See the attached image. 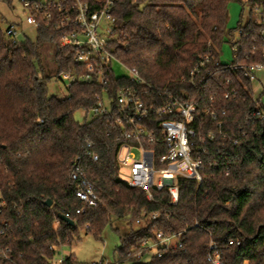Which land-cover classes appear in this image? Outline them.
I'll return each mask as SVG.
<instances>
[{
  "label": "trees",
  "instance_id": "16d2710c",
  "mask_svg": "<svg viewBox=\"0 0 264 264\" xmlns=\"http://www.w3.org/2000/svg\"><path fill=\"white\" fill-rule=\"evenodd\" d=\"M231 1L116 0L112 8L115 55L146 81L167 86L216 115H205L200 129L214 135L201 152L203 181L178 177L177 203L170 202L167 189L153 190L149 200L145 191L120 179L116 152L121 131L115 113L76 121L77 111L87 115L97 105L105 86L76 81L67 86L66 97L49 93L51 77L85 71L73 61L75 48L61 45L74 27L55 25L57 10L52 9L50 20L38 16L34 39L26 36L12 44L0 28V191L8 203L4 218L14 230L2 244L22 255L20 264H52L56 248L70 245L80 230L101 238L114 221L130 225L114 250L123 264H209L210 240L220 245L224 264H264V103L262 96L254 98L244 70L231 69L262 59L264 18L256 13L264 12V0H241V20L227 30ZM236 32L234 59L222 63L223 42ZM205 55L211 58L194 87L189 73ZM107 80L111 97L119 87L134 84L111 70ZM233 136L239 137L238 145L232 144ZM91 152L99 160H92ZM76 161L98 195L96 206H84L75 195L71 174ZM154 212L158 217L149 218ZM139 218L143 223L132 227ZM157 231H185L183 247L148 261L135 257L141 243ZM73 262V254L65 256V264Z\"/></svg>",
  "mask_w": 264,
  "mask_h": 264
},
{
  "label": "built area",
  "instance_id": "2783aa9c",
  "mask_svg": "<svg viewBox=\"0 0 264 264\" xmlns=\"http://www.w3.org/2000/svg\"><path fill=\"white\" fill-rule=\"evenodd\" d=\"M21 2L27 11L25 22L35 29L41 24L38 18L40 14L44 19L53 18L52 9L59 12L55 25L74 27L63 37L61 45H72L75 48L73 61L76 65L84 67L85 71L80 74L65 72L58 76L67 86L76 81H98L105 86L103 93L96 96L97 105L89 112L96 116L113 113L117 115L115 124L120 128L121 142L116 158L120 172L128 173V179L123 181H126L129 187L145 191L149 200L153 197V190L167 189L170 202L177 203L180 192L178 177L198 183L203 181L205 161L201 152H205L207 140L213 139L214 135L211 132L203 134L200 129L204 124L205 115L211 114L213 119H216V115L209 108L201 111L197 103L176 96L167 86L159 87L146 81L136 67L127 66L115 55L111 41L116 32V19L112 14L116 0H94L92 4L87 0H21ZM4 33L9 42L16 44L21 41L19 36L23 30L18 28L17 24L11 23L5 28ZM260 53L262 58L260 61L233 65L231 69H243L246 78L252 83L257 82L258 74L264 72V46L261 47ZM210 58V55H205L190 71L188 80L192 86H197L195 78ZM113 61L129 72L128 75L120 77L127 78L134 84L119 87L115 96L111 97L106 89L107 72L111 70L119 77L113 69ZM215 65H219V61H216ZM225 97H228V94H225ZM257 114L261 115V112L258 111ZM221 126L222 122L219 121L218 127ZM226 136L224 133L223 138ZM231 142L238 145L239 137L233 136ZM90 156L94 161L99 160L98 153L91 152ZM208 164L212 165L210 162ZM214 166L219 165L215 162ZM71 177L75 183V195L80 202L84 206H96L98 195L78 161L74 165ZM7 207L8 203L0 191V264H20L18 260L22 255L2 244L14 231L10 221L4 218ZM157 217L158 212L149 215L151 219ZM136 223L141 224L143 220L139 218ZM184 232L166 234L157 231L155 238L145 239L141 243L134 256L148 261L182 248ZM233 243L234 240L229 241V244ZM61 247L60 245L56 248L52 264H65V255L57 257ZM206 258L209 264H224L221 247L214 240H210L207 245ZM71 264L123 263L114 259Z\"/></svg>",
  "mask_w": 264,
  "mask_h": 264
},
{
  "label": "rangeland",
  "instance_id": "374dc122",
  "mask_svg": "<svg viewBox=\"0 0 264 264\" xmlns=\"http://www.w3.org/2000/svg\"><path fill=\"white\" fill-rule=\"evenodd\" d=\"M10 1V3L8 2ZM246 1V0H242ZM243 5L241 0H233L229 4V18L227 21V30L234 29L238 26L239 21L241 20V11ZM248 12V7L245 8V13ZM258 19L264 18V12L256 13ZM27 15L26 9L23 7V3L21 0H0V28L2 31L7 28V26L11 23L17 24V27L23 30V33L19 36V40L24 39V37H29L34 39L36 29L35 27L28 25L25 22V18ZM245 20V18H244ZM238 32L235 33L234 37L228 34L223 42L221 47L220 59L222 63L230 64L233 59V48L231 40H236ZM113 69L117 76H125L128 75L129 72L124 67L120 66L116 61L112 62ZM262 81H255L253 83L254 86V98L261 97V100L264 103V95H261L264 90V78H261ZM49 93L55 95L59 98L66 97L68 95L67 85L63 79L59 78V76L51 77L48 83ZM87 117L90 119L92 117V113L89 112L87 115L84 110H79L75 113V119L78 122H83V120ZM138 157L140 156L138 153L136 154ZM120 179L127 180L128 173L126 171L120 172ZM139 224L134 222V228L138 227ZM130 228L129 222L127 221H114L112 227H108L104 230L101 238H96L93 234L87 233L85 230H80L79 235L74 236V240L72 243L63 245L58 251L57 257L63 255L73 254L75 260L81 263H93L97 261H106V260H114L117 256L115 251L116 248L120 245V235L128 231ZM115 229H118L116 231ZM117 259V258H116Z\"/></svg>",
  "mask_w": 264,
  "mask_h": 264
},
{
  "label": "water",
  "instance_id": "95a60500",
  "mask_svg": "<svg viewBox=\"0 0 264 264\" xmlns=\"http://www.w3.org/2000/svg\"><path fill=\"white\" fill-rule=\"evenodd\" d=\"M45 204L47 206H51L52 205V201L50 199H47L45 201ZM58 216H59L60 219L65 220V222H67L70 226H74L75 225V222L72 219H70L69 217L65 216L64 214L59 213Z\"/></svg>",
  "mask_w": 264,
  "mask_h": 264
},
{
  "label": "crops",
  "instance_id": "0c3cea01",
  "mask_svg": "<svg viewBox=\"0 0 264 264\" xmlns=\"http://www.w3.org/2000/svg\"><path fill=\"white\" fill-rule=\"evenodd\" d=\"M261 78H264V72H260V73L258 74V81H259V82L262 81ZM65 256H67V254H66Z\"/></svg>",
  "mask_w": 264,
  "mask_h": 264
}]
</instances>
